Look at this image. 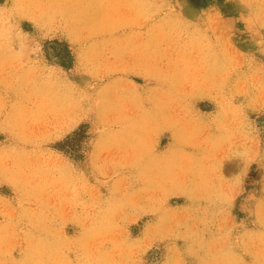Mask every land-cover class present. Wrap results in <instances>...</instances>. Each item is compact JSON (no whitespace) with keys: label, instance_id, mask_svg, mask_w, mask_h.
<instances>
[{"label":"rangeland","instance_id":"1","mask_svg":"<svg viewBox=\"0 0 264 264\" xmlns=\"http://www.w3.org/2000/svg\"><path fill=\"white\" fill-rule=\"evenodd\" d=\"M0 264H264V0H0Z\"/></svg>","mask_w":264,"mask_h":264},{"label":"bare ground","instance_id":"2","mask_svg":"<svg viewBox=\"0 0 264 264\" xmlns=\"http://www.w3.org/2000/svg\"><path fill=\"white\" fill-rule=\"evenodd\" d=\"M57 182V181H56ZM59 187V186H58Z\"/></svg>","mask_w":264,"mask_h":264}]
</instances>
